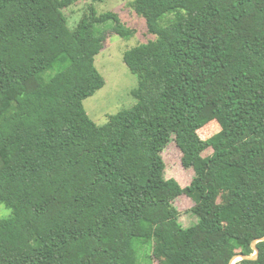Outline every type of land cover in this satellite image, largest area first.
<instances>
[{
  "label": "trees",
  "instance_id": "16d2710c",
  "mask_svg": "<svg viewBox=\"0 0 264 264\" xmlns=\"http://www.w3.org/2000/svg\"><path fill=\"white\" fill-rule=\"evenodd\" d=\"M102 1L0 0V264L252 255L264 237V0H132L151 35L123 53L136 102L100 125L83 103L105 85L95 57L135 33ZM170 142L193 172L185 186L166 177ZM256 248L233 264H264V240Z\"/></svg>",
  "mask_w": 264,
  "mask_h": 264
},
{
  "label": "rangeland",
  "instance_id": "374dc122",
  "mask_svg": "<svg viewBox=\"0 0 264 264\" xmlns=\"http://www.w3.org/2000/svg\"><path fill=\"white\" fill-rule=\"evenodd\" d=\"M131 1L104 0L94 4L99 13L114 11L119 14L127 27L135 29V33L129 38H123L117 34L109 36L107 46L95 57V66L103 75L105 85L93 95L86 98L83 103L88 115L100 125L106 124L110 115L128 109L136 102V99L132 95V90L137 86V77L125 64L123 53L129 48L147 41L151 35L146 30L144 18L131 8ZM87 3L79 2L65 10L70 25L79 19ZM112 26L113 22L108 21L105 24L97 25V28L110 29ZM213 132L214 130L204 128L201 134L202 136H206ZM211 151V149H207L203 153L204 156L211 153ZM163 158L166 164V177H174L182 186H185L191 181L193 172L182 166L180 152L173 142H170L164 150ZM175 205L181 212L179 219L184 226H189L196 221V217L189 212L192 202L188 197H178ZM9 213L10 210L0 204V216H7ZM145 248L148 251L149 246ZM142 264H149V262L144 258Z\"/></svg>",
  "mask_w": 264,
  "mask_h": 264
},
{
  "label": "water",
  "instance_id": "95a60500",
  "mask_svg": "<svg viewBox=\"0 0 264 264\" xmlns=\"http://www.w3.org/2000/svg\"><path fill=\"white\" fill-rule=\"evenodd\" d=\"M261 240H264V237L260 238L259 240H255L253 243H252V247L254 248V253L250 256H246V255H243V254H240V255H237L235 257V260L232 262V264L236 261V260H239V259H242V258H246V257H249V258H253V257H256L257 256V253H258V250L256 248V243L258 241H261Z\"/></svg>",
  "mask_w": 264,
  "mask_h": 264
}]
</instances>
